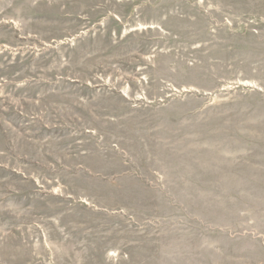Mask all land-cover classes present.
<instances>
[{
	"label": "rangeland",
	"instance_id": "rangeland-1",
	"mask_svg": "<svg viewBox=\"0 0 264 264\" xmlns=\"http://www.w3.org/2000/svg\"><path fill=\"white\" fill-rule=\"evenodd\" d=\"M0 264H264V0H0Z\"/></svg>",
	"mask_w": 264,
	"mask_h": 264
}]
</instances>
